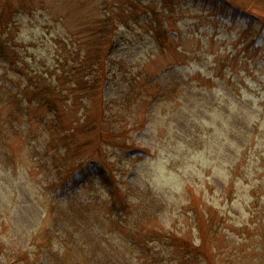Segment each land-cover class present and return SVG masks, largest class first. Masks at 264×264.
<instances>
[{
  "label": "rangeland",
  "instance_id": "obj_1",
  "mask_svg": "<svg viewBox=\"0 0 264 264\" xmlns=\"http://www.w3.org/2000/svg\"><path fill=\"white\" fill-rule=\"evenodd\" d=\"M25 1L34 11L17 21L20 34L15 44L26 49L23 63L47 71L51 81L60 72L49 68L51 60L40 59L57 50L58 36L66 45L58 52L66 56L72 72L84 49L90 50L89 33L99 27L90 24L91 13L101 21L110 14L114 19H109L113 45L106 56L111 63L107 80L91 100L108 107L122 132L102 144L94 137L85 139L83 133L72 137L85 145L81 154L87 151L89 156L74 171L78 180L85 177L86 198L97 200L89 204L86 225L96 226L97 212H102L106 225L105 232L100 226L87 232V245L94 246L97 234H103L105 245L120 247L111 213L120 211L122 220H132L145 210L144 200L150 215L141 234L132 233L135 243L148 242L143 236L158 228L178 234L192 230L197 237L194 220L210 207L228 213L237 227L264 223V13L234 18L222 6L194 0H169L168 6L160 0ZM156 33H163L162 48ZM121 61L128 67L119 66ZM130 76L135 83L126 91L128 81L123 79ZM145 79L151 84L146 86ZM8 115V107H0V116ZM40 144V137L27 142L21 135L0 144V245L6 260L18 254L16 264H55L54 254L64 252L53 231L50 194L42 192L55 176L31 163L30 150ZM78 159L71 157V163ZM102 182L117 184V197L107 196ZM113 200L121 202L120 210ZM70 212L75 218L82 215L79 210ZM66 242L72 250L80 244L75 236ZM224 248L233 253L230 245ZM123 249L133 251L132 246Z\"/></svg>",
  "mask_w": 264,
  "mask_h": 264
},
{
  "label": "trees",
  "instance_id": "obj_2",
  "mask_svg": "<svg viewBox=\"0 0 264 264\" xmlns=\"http://www.w3.org/2000/svg\"><path fill=\"white\" fill-rule=\"evenodd\" d=\"M14 1L0 0V107L9 109L6 119L0 116V144L5 146L6 139L14 136L21 135L27 142L40 137V146L30 150L34 155L31 163L40 166L46 173L53 172L55 176L52 182L44 184V189L42 188L43 193L50 194L52 211L55 215L53 231L57 232L56 240L64 249L62 254L59 252L54 254L52 258L54 263L264 264V223L250 222L237 227L228 213H221L213 207L201 210L199 216H196L193 227L197 229V237L193 235L192 230L187 231L186 234H178L175 231L158 228L155 232L143 236L150 239L148 242L135 243L132 233L141 234L143 225L148 221L147 216L150 215L146 212L148 206L144 200L145 210L140 209L132 220H122L120 211L111 213L109 219L116 226L120 247L105 245L103 234H97L96 240H93L94 246L87 245V232L96 231L98 226L105 232L106 225L102 212L96 213L95 227L90 228L86 225L89 219L87 215L90 213L89 204H95L97 200L86 198L85 177L78 180L81 177H78L74 171V168H82L89 156L84 150L86 155L81 154L85 145L74 142L72 137L76 133L81 135L83 133L85 139L94 137L98 144H102L122 132L121 126L115 125L120 123L111 120L112 115L108 107L105 104L94 105L91 100L92 94L99 90L100 83L107 80L106 69H109L108 65L111 63L107 61L106 56L113 45L109 38V28H111L109 19H114L110 14L109 19L101 21L95 18L97 14L91 13L90 20H93V23L90 24L99 27L89 33L90 50L86 52L84 49L83 56L78 60L79 63L73 65V73L67 65L66 56L58 52L66 46L64 39L58 36L57 50L40 59L46 62L51 60L53 66L49 65V68L54 73L60 72L56 80L51 81L47 71L30 69L28 63H23L25 47L15 44L20 34L17 21L31 16L34 8H31V4L25 0H19L17 4H14ZM160 1L165 3L164 6L170 3L169 0ZM108 2L109 0H106L104 4ZM193 2H200L206 6H222L234 18L250 19L254 11L264 13V0H194ZM66 30L70 31L69 28ZM164 34L166 35V32ZM156 35L157 45L162 48L163 33ZM85 45L86 42L83 46ZM100 55L103 58L102 62ZM126 64L123 61L118 63L119 66L128 67ZM125 73H121V76L125 77ZM131 77L129 80L123 79L124 83L128 81L126 91L131 90L135 83V78ZM144 81L146 86L151 84L150 80ZM156 95L150 98L156 100ZM159 95V98H164V95ZM120 105H123V101ZM94 112H96L95 119H93ZM8 125L10 127L6 129ZM40 155L46 159L37 158ZM71 157H79L76 164L71 163ZM105 179L107 181V177ZM102 183L108 190L107 196L117 197V184L113 186ZM118 198L121 199V196L119 195ZM125 202L127 203L125 206L131 204L127 200ZM112 203L116 209H121V202L113 200ZM135 207L137 208V205ZM73 210H79L82 213L81 217L75 218V213L72 216L70 211ZM237 212V208L233 207L232 213L237 215ZM208 215L209 217L204 220ZM58 228L64 232L59 231ZM69 236L77 237L80 243L74 244L73 250L72 245L69 246L66 242ZM195 238L200 240L199 244L195 242ZM51 240H49L50 251L53 249ZM149 243L151 244L148 246ZM226 244L230 245L233 253L225 252ZM124 246H132L133 251L124 250ZM3 253L0 245V264H16L18 254L15 252L11 254L7 260L13 262L9 263ZM225 253L229 256H225Z\"/></svg>",
  "mask_w": 264,
  "mask_h": 264
}]
</instances>
